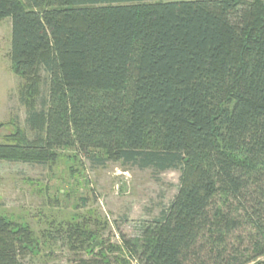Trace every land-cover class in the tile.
Listing matches in <instances>:
<instances>
[{
  "label": "trees",
  "instance_id": "1",
  "mask_svg": "<svg viewBox=\"0 0 264 264\" xmlns=\"http://www.w3.org/2000/svg\"><path fill=\"white\" fill-rule=\"evenodd\" d=\"M6 19L14 73L50 81L36 139L7 136L0 161L180 169L137 263L264 264V0H0ZM33 237L0 216V264Z\"/></svg>",
  "mask_w": 264,
  "mask_h": 264
},
{
  "label": "rangeland",
  "instance_id": "2",
  "mask_svg": "<svg viewBox=\"0 0 264 264\" xmlns=\"http://www.w3.org/2000/svg\"><path fill=\"white\" fill-rule=\"evenodd\" d=\"M11 29V19L0 22V144L18 131L35 140L28 108L48 105V74L31 94L12 69ZM180 178V169L99 164L72 150L52 165L0 161V216L34 235L20 264H138L129 244L167 211Z\"/></svg>",
  "mask_w": 264,
  "mask_h": 264
}]
</instances>
